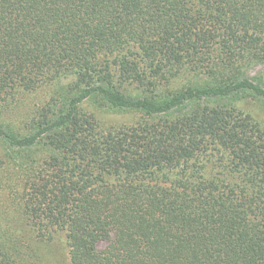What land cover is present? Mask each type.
Masks as SVG:
<instances>
[{"label": "trees", "instance_id": "obj_1", "mask_svg": "<svg viewBox=\"0 0 264 264\" xmlns=\"http://www.w3.org/2000/svg\"><path fill=\"white\" fill-rule=\"evenodd\" d=\"M257 66L264 0H0V264H264Z\"/></svg>", "mask_w": 264, "mask_h": 264}, {"label": "rangeland", "instance_id": "obj_2", "mask_svg": "<svg viewBox=\"0 0 264 264\" xmlns=\"http://www.w3.org/2000/svg\"><path fill=\"white\" fill-rule=\"evenodd\" d=\"M264 66H257L254 70H252L249 75L252 76V75H255L256 73L260 72L261 70H263ZM106 120L108 121H115V122H127L130 120V118L128 116H123V115H108L106 117ZM14 124L19 127L20 125V120L17 118L15 121H14ZM6 152L4 150V147L2 145V143H0V158H4ZM14 174V171L12 168L10 167H5L4 170H3V173L0 174L1 178L0 180L2 179H5L4 176H9L12 177V175ZM0 191H1V184H0Z\"/></svg>", "mask_w": 264, "mask_h": 264}]
</instances>
